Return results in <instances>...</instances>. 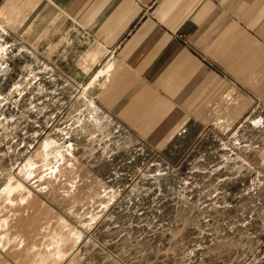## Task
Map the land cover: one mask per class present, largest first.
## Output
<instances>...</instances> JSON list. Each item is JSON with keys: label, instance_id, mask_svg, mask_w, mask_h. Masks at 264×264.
<instances>
[{"label": "rangeland", "instance_id": "rangeland-1", "mask_svg": "<svg viewBox=\"0 0 264 264\" xmlns=\"http://www.w3.org/2000/svg\"><path fill=\"white\" fill-rule=\"evenodd\" d=\"M4 31L0 254H16L21 225L24 251L39 236L32 250L55 264H264V168L212 132L74 166L78 97L102 56L84 40L38 52Z\"/></svg>", "mask_w": 264, "mask_h": 264}, {"label": "crops", "instance_id": "crops-1", "mask_svg": "<svg viewBox=\"0 0 264 264\" xmlns=\"http://www.w3.org/2000/svg\"><path fill=\"white\" fill-rule=\"evenodd\" d=\"M0 24L38 52L83 40L100 52V75L78 97L74 166L212 132L264 168V0H0ZM15 228L19 248L0 264H55L32 250L35 238L24 251Z\"/></svg>", "mask_w": 264, "mask_h": 264}, {"label": "built area", "instance_id": "built-area-1", "mask_svg": "<svg viewBox=\"0 0 264 264\" xmlns=\"http://www.w3.org/2000/svg\"><path fill=\"white\" fill-rule=\"evenodd\" d=\"M179 37L183 38L184 37V34L179 33Z\"/></svg>", "mask_w": 264, "mask_h": 264}]
</instances>
